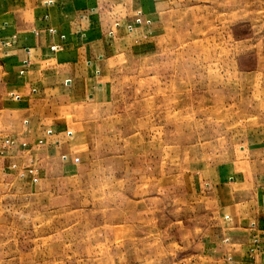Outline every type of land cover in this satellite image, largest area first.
<instances>
[{
    "label": "rangeland",
    "instance_id": "374dc122",
    "mask_svg": "<svg viewBox=\"0 0 264 264\" xmlns=\"http://www.w3.org/2000/svg\"><path fill=\"white\" fill-rule=\"evenodd\" d=\"M166 6L156 51L117 62L111 101L89 108L87 140L75 107V175L51 179L59 159L37 182L19 174L37 163L0 109V264H206L213 217L191 166L264 126V0Z\"/></svg>",
    "mask_w": 264,
    "mask_h": 264
},
{
    "label": "crops",
    "instance_id": "0c3cea01",
    "mask_svg": "<svg viewBox=\"0 0 264 264\" xmlns=\"http://www.w3.org/2000/svg\"><path fill=\"white\" fill-rule=\"evenodd\" d=\"M166 5L167 0H0V109L10 114L6 124L20 125L16 136H7L27 144L37 163L19 174L37 182L52 159L60 161L50 169L51 179L77 173L75 148L92 134L89 108L111 101L117 62L133 52L143 55L138 49L156 51ZM81 104L85 141L81 130L70 128ZM237 138L224 159L191 166L196 186L188 184L186 191L193 189L197 205L213 217L200 234L206 264H264V126Z\"/></svg>",
    "mask_w": 264,
    "mask_h": 264
},
{
    "label": "built area",
    "instance_id": "2783aa9c",
    "mask_svg": "<svg viewBox=\"0 0 264 264\" xmlns=\"http://www.w3.org/2000/svg\"><path fill=\"white\" fill-rule=\"evenodd\" d=\"M48 132H50V130H48Z\"/></svg>",
    "mask_w": 264,
    "mask_h": 264
}]
</instances>
